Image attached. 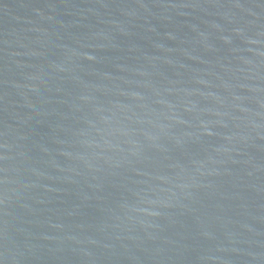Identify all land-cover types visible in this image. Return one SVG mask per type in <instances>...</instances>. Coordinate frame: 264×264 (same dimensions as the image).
Instances as JSON below:
<instances>
[{"label":"water","instance_id":"95a60500","mask_svg":"<svg viewBox=\"0 0 264 264\" xmlns=\"http://www.w3.org/2000/svg\"><path fill=\"white\" fill-rule=\"evenodd\" d=\"M0 264H264V0H0Z\"/></svg>","mask_w":264,"mask_h":264}]
</instances>
